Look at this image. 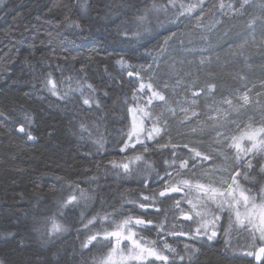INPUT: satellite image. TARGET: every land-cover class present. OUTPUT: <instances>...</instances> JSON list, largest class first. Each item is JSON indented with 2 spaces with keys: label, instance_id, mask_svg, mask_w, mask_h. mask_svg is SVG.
Returning a JSON list of instances; mask_svg holds the SVG:
<instances>
[{
  "label": "trees",
  "instance_id": "obj_1",
  "mask_svg": "<svg viewBox=\"0 0 264 264\" xmlns=\"http://www.w3.org/2000/svg\"><path fill=\"white\" fill-rule=\"evenodd\" d=\"M63 1L66 4L65 13L53 17L48 16L53 9L50 0H28L26 5L20 0H14V4L11 5L14 7L13 14L0 21V68L7 71L12 67V64L25 58H27L28 63L16 66V71L11 70L9 73L4 72L2 74L4 80L0 87V112L3 113L8 104L10 105L13 101L12 98L8 100L5 94L11 88L14 76L22 77L21 75L24 73H19V71H25L28 68L43 69L46 65L31 56L36 52L44 53L46 50H52L57 53L60 51L72 53V57L76 54L81 55L76 59L73 58V62L80 68L90 69L88 71L90 74L99 71L104 66L112 67L113 60L121 53L128 59L126 62L131 64L135 62L132 57L137 51V47H135L132 37L117 36L121 24L116 23V18L110 24H106L104 18L109 11L105 5L101 4L102 0L91 1L89 5L91 13L86 19L79 17L80 0ZM227 1L228 4L232 3L238 7V0H222L223 4ZM175 2L177 5L175 8L168 3V0H136V4L132 5L134 7V30L139 31V38L144 39L137 53L143 51L149 55L140 60V63L155 65L153 56H156L159 49L164 45L155 50L162 37H143L141 35L143 29L152 30L150 36L155 32L167 34V40L174 37L180 38L184 34L196 33L198 36L204 27L214 20L218 12L225 19V22L222 21L217 31L211 35L210 48L205 51L201 49L203 37H189L190 45L178 53V57H176V62L172 68L183 65L187 59L191 60L196 68V71L191 70L193 72L188 75L187 84L182 87L186 90L193 82L197 88L215 83L214 97H232V94L237 93L240 84L239 79L243 75L251 77V80L254 77L261 81L264 80V36L258 37L259 48L251 43L254 30H258L264 35V27L260 22L261 19H264V10H258V13L251 1L243 14L235 11L225 12L219 8L221 0H205L203 12L197 9L190 15L179 16V5L194 3L195 0H175ZM153 3L164 5V9L152 10L149 4ZM97 13L101 14L97 15ZM145 13H147V19L141 23L137 17ZM157 20L163 26L157 25ZM253 20L255 23L250 27L249 24ZM76 24L79 27H76ZM130 31L131 28H127V33ZM60 32L63 37H61ZM107 33H109V37H104ZM227 34L229 37L222 38ZM255 38L257 39V37ZM169 54L171 53L161 55L160 64L162 66H167L169 61L174 60ZM201 57L207 58L209 63L201 65ZM67 60L70 58L66 54H61L56 65L65 67L68 65ZM141 76H143L142 72ZM106 79L111 81L110 78ZM135 81L136 77L127 76V91L124 90V87L122 88V91L125 92V96H123L126 98L125 100L130 101ZM20 86L16 93L10 91L8 94L14 95V99H22L25 90L30 85ZM98 91L107 94L108 88L101 82ZM186 92L188 94L190 91L186 90ZM113 98V96H109L104 99L105 107L109 104L111 109L107 107L101 115L96 116L97 127H90L89 129L91 135L94 136V144L101 153L99 154V163H95L94 159L86 156V151L82 148L73 150V146L69 143L73 129L71 126L69 129L65 128L61 121L56 120L55 117L46 121V125L51 126L50 129L46 130L47 126L45 125L44 129L41 128L45 135L36 133L38 139L34 142L30 141L27 145L19 143L18 139L16 142L13 141L12 135L10 133L4 134L0 127V217L3 218L0 229L22 227L14 240L9 241V239L4 238L5 241L18 244L25 249L16 253L15 257L19 261L24 262L25 259L29 258V260L34 261L31 264H40L39 262L43 258L41 251L46 250L43 245L48 244L49 249L46 251L49 250V262L47 264H75V261H81L82 264H100L110 251L107 240H103L102 236L98 235L97 240L92 241L87 247L83 245L92 234L101 233L102 229L112 230L113 226L110 221L102 223L100 220V217L105 214H113L111 218L117 221L129 213L147 220L151 219L155 223L163 220L165 230L171 231L173 224L178 226V231L180 230L181 221L176 219L178 209L173 206V199L163 200L158 197L154 206L147 209H140L138 205L127 202L147 203L143 201L141 194L151 196L153 192L161 188L162 182L157 178V173L161 177L164 176L167 167L164 162L171 158V150L153 148L152 145L155 142L148 141L150 151L147 153L139 151V144L136 145V150L129 148L121 151L130 130L131 113L126 108V124L124 130L121 127V131H119V141L115 142L114 132L109 128V120L113 119L115 112L120 109L116 105L113 106ZM116 100L119 102L118 99ZM44 108L49 112L51 111L47 106ZM94 108L96 107H88L89 110ZM41 109L38 107L35 111L40 112ZM196 111L199 114L200 122L207 118L205 108L198 106ZM182 117L183 113L179 112L176 119H169L172 142L181 146L189 144L198 147L200 151H208L210 137L191 135L189 131L190 127L196 125L197 117H193L186 124H181L179 119ZM4 119L5 115L0 117V122L5 123ZM259 120L260 118L256 119L254 127L260 126ZM240 127L243 128L244 124L241 123ZM101 137H103V147L96 143V140ZM161 142H167V136L163 137ZM113 145H116L115 152L111 153L110 148ZM43 148H48V150L46 152L39 151ZM138 154H142L146 158L151 168L144 173L133 174L135 175L132 178L134 183L125 185L124 179L113 175L112 166L118 161L121 162L126 155L129 160ZM180 154H187L182 147L177 149V155ZM228 154L231 155L232 153L228 151ZM259 159V157L253 159L254 167L248 173L249 178L241 180L247 188L255 191H260L261 187H264V175L259 172V163H257ZM231 163L229 160L228 165ZM260 163H264V161H260ZM203 170H195V177L189 174L187 178L199 180ZM241 171L243 172V169ZM81 172L83 173L82 176ZM57 175L61 179L69 178L74 182H81L82 189L85 190L89 198H92L90 200H93V203L87 207L80 205V202L69 204L64 217L57 223L63 226L66 231L57 233L51 232V216L56 212L54 209L47 210L44 216V226L39 229L37 236H34L32 225L34 214L31 216L32 209L30 208L32 205H43L39 204L42 198L50 200L56 191H60L59 182L52 179ZM78 176L85 177V180H75L74 178ZM40 178L42 180L38 182ZM77 195L79 196V194ZM20 197H26L28 202L21 204L19 202ZM15 198L18 199L15 201V206L9 208L8 203ZM174 199H179V197H174ZM61 204H57L58 210ZM157 208L159 212L156 211ZM165 216L167 217L166 220ZM93 217H97V219L89 223ZM190 229L192 228L187 230ZM144 231L148 232L145 237L152 234L155 237L153 240L162 245L161 236L157 235L155 227L144 229ZM21 240L24 243H20ZM179 241L174 237L168 241L171 248L175 250L174 252L168 251V255L171 260L176 258V262L179 261L178 264H222L217 259V252L210 254L211 260L205 257L206 253L209 254L208 251L205 252L204 244L207 243L205 238L198 240L201 243H195V248L199 251L194 254L186 250L184 245L179 244ZM33 243L37 244V248L33 247ZM54 243H58L63 250L62 259H59V252L51 248ZM102 245L106 246L103 247ZM213 248L219 251L217 245ZM2 249L3 241H0V254ZM189 255L192 256L194 262L188 261ZM179 256H184L187 260L180 261Z\"/></svg>",
  "mask_w": 264,
  "mask_h": 264
},
{
  "label": "snow or ice",
  "instance_id": "obj_2",
  "mask_svg": "<svg viewBox=\"0 0 264 264\" xmlns=\"http://www.w3.org/2000/svg\"><path fill=\"white\" fill-rule=\"evenodd\" d=\"M168 3L173 7H177L175 0H168ZM251 0H238V7L234 9V5L229 3L227 8L235 10V12L243 14L246 6L250 5ZM179 16L185 14H191L197 9L201 12L205 10V0H195L194 3L187 5H179ZM219 8L222 10L225 8L222 0L219 4ZM164 9V5H157L153 3L152 10L160 11ZM261 9L264 10V2L261 4ZM223 14V13H222ZM199 19V17H197ZM68 19V17H65ZM138 21L143 23L147 19V13L137 17ZM220 23V21H216ZM255 23V20L251 21L249 26L251 27ZM79 27L78 24L75 25ZM150 31V29H145ZM127 34L126 32L124 33ZM136 36L140 35L137 31L134 33ZM167 45V40L164 42ZM166 51L162 46L156 56H153V61L156 62L158 58ZM121 70H127L128 77H136V81L133 84V92L130 101L126 100L127 111L131 113V125L127 134L126 141L123 143L121 151H125L129 148L136 150V145H140L139 151L141 153H147L150 151L148 141H154L153 148L170 149L171 158L164 163L167 165L165 168L164 176L161 177L157 173V178L162 182V186L158 191L152 193L151 196L142 195L143 201L147 203H140L137 201H127L131 204H136L140 209H147L154 206L157 198L173 199V206L178 209L176 219L181 217L185 221H192L195 225L194 230H184L183 225H179L180 230H177V225L171 226V231L165 230L164 221L157 222L154 226L157 229V235L166 237L171 236H186L192 240H199L202 238L208 241L213 240L218 232L217 226L220 221V215L225 210L229 212L228 229L225 230V234H228V230L235 227L238 230H243L249 233L252 237V244L249 246L252 250L243 253L245 256H251L256 261L264 264V212L258 217V222L252 219L249 213V208L256 207V196L250 194V190L242 187L239 178L247 180L248 173L253 169V159L259 157V172L264 175V103L261 100H253L250 98L248 91H244L240 94H232V98L224 97L216 104L215 107L210 108V114L207 116L208 122H200L199 114L196 111L195 106L198 104V98L201 93L205 97L211 96L216 89L215 83H209L204 87H199L193 84L189 85L186 89L191 92L192 99L185 98L183 101L173 100V98L166 96L165 91L171 87L172 92L175 93V88L183 84V80L177 79L175 85H169L167 82L158 83L155 81L154 76L149 73L147 77L141 76V72L148 73L152 68V64L133 66L128 64L123 59L117 61ZM201 65L209 63L207 58H201ZM158 66V65H157ZM211 75V73H209ZM45 87L53 95L60 96V99H68V94L65 92L61 95L57 91L56 82L51 78V73L48 74V78L45 80ZM88 92L85 93L83 89L80 91L81 103L89 108L95 106L99 108L101 101L95 95L96 89L91 84L86 85ZM264 88V84H262ZM106 95V93H105ZM257 96L261 93L257 92ZM236 103H233V100ZM173 102L177 105L173 107ZM187 105V107H185ZM226 105V107H224ZM257 109L260 113V126L254 127L256 119L253 116H248L247 121H241L239 119H229L233 113L240 114L241 109H247L250 106ZM177 109L183 113V117L179 119L181 124L192 120L193 117H197L196 126L190 127V132L193 134L204 135L206 129H211L212 144L216 147L212 148L209 145L211 151H200L196 146H190L189 144L178 145L172 142L169 128V119L177 118ZM4 116V113L0 112V117ZM21 121L18 125L17 132L23 134L27 140L34 141L37 139L33 135L32 127L35 122L33 114L29 112L22 113ZM148 122L149 126H145V122ZM241 123L244 127L241 128ZM231 124L234 127L229 128ZM81 130L84 131L85 126L81 124ZM167 136V142L162 143L163 137ZM247 141V145L244 142ZM96 143L103 147V137L96 140ZM183 148L186 150L185 154L177 155V149ZM228 150L232 154L229 155ZM222 159L223 164L218 163ZM231 160V165H228V161ZM137 161H144V165L151 168V165L144 159L142 154L131 157L127 162L121 163L120 168L123 169L125 174H131L129 165ZM211 162V163H208ZM206 169L202 175L207 177H215L217 172L221 173L215 180L209 179L207 183H201L198 179L187 178L189 174L195 177V170ZM243 169V172L241 171ZM154 170V169H153ZM226 174V175H224ZM218 185V187L216 186ZM72 191L64 199L61 206L65 207L73 202L78 203L79 200L88 199L84 189L79 188V185L72 186ZM261 200L260 208L264 210V187H261ZM79 194V200L78 195ZM172 194L180 195V199H174ZM189 205L188 209L181 207V202ZM215 206V211L210 207ZM243 209V211H241ZM159 212V209H156ZM113 214H105L100 217L101 222L110 221L113 226L112 230L102 229L101 233H95L89 236L88 240L84 243V247H87L92 241L97 240L98 235H102L103 240H107L109 245H112V241H115V246L111 247L106 259L101 264H114L112 253L118 251V246L122 241H129L127 256H124L122 251L120 253L119 264H124V261L144 262L149 258H154L155 261H160L161 264H169L170 256L164 254V250L174 252L175 250L167 243L166 239L162 240V247L157 248L156 242L146 241L141 243L142 238H137L136 228H144L153 224L151 219L145 220L142 217L133 216L128 214L123 219L117 221L112 219ZM97 217H93L89 223H92ZM167 217L165 216V220ZM66 231L63 226L52 221V233ZM258 232L257 236L255 233ZM260 241L257 246L256 240ZM185 249L194 254L199 249L194 246L185 244ZM180 261H184V256H179ZM190 262L192 256L187 257ZM0 264H6L4 260H0ZM171 264H176V258L171 260Z\"/></svg>",
  "mask_w": 264,
  "mask_h": 264
},
{
  "label": "bare ground",
  "instance_id": "obj_3",
  "mask_svg": "<svg viewBox=\"0 0 264 264\" xmlns=\"http://www.w3.org/2000/svg\"><path fill=\"white\" fill-rule=\"evenodd\" d=\"M21 3L26 5L28 0H20ZM30 1V0H29ZM92 0H80L79 2V17L81 19H86L90 16V9L89 5ZM153 1V0H150ZM52 2L53 9L50 11L48 16L57 17L59 14H63L66 11V4L63 0H50ZM261 2H264V0H261ZM100 3V2H99ZM14 4V0H0V21L4 20L7 16H10L14 12V7L11 6ZM102 5H105L108 8V14H106L104 21L106 24H110L111 21L116 18V23H120L121 27L120 31L118 32V37H132L133 43L135 47H137V51L133 54V59L135 62H132L134 66L143 65L140 63V60L145 59L148 57L147 52H138V50L141 48L144 39L139 38L140 36H136L134 33L136 30H134L135 20H134V10L132 5L136 4V0H102ZM130 4V5H126ZM153 4H149V7H152ZM100 15L101 13H97V15ZM223 22H225V19H222ZM97 22V20H95ZM55 24V22H54ZM156 24L159 26H163L160 21H156ZM211 22L208 23L202 32L196 36V33L190 35V34H184L180 38H172L171 40H167V34H162L160 32H155L152 36H150L152 30L145 31L143 29L141 31V35L143 37H162L160 38L156 48H160L165 40H167V45H163L166 49L164 53H171L169 54L171 58H173V61H169L167 66H162L160 64L161 56L158 58L156 62L153 61L155 65H152V68L149 69L148 73L142 72L143 76L146 78L149 73H151L155 81L158 83L167 82L170 86L175 85L177 79L183 80V82L186 81L188 75H190L193 71H196V68L193 66V63L191 60L187 59L185 63L178 68H176V71L174 73V76H172V73L169 71L171 70L172 66L176 62V57H178V53H180L183 49L188 47L190 45V39L189 37H207V27L210 26ZM127 28H131V31L127 33ZM87 29V28H86ZM90 29V28H89ZM109 32V29H108ZM127 33L126 35L124 33ZM110 33V32H109ZM109 33L105 34L104 37H109ZM61 35V32H60ZM41 36V35H40ZM263 33L254 30L253 37H263ZM61 37H63L61 35ZM61 54H66L67 57L70 58V60H67V64L65 67L56 65V61L58 57ZM33 58H37L38 62H42L46 64L43 69H35V68H28L25 69V71H19V73H24L21 75L22 77L14 76V79L12 80V85L9 90L6 92V96L8 97V100L12 98V102L5 108V111L3 112L5 115V123L0 122V127L3 129L2 132L10 133L12 135L13 141H17L21 144H29L30 141L27 140V138L23 134H19L17 132L18 125L21 121L22 113L29 112L33 114L35 118V122L32 127L33 135L37 137L36 133H40L41 135H45L44 131V125H46V121L50 120L51 118L55 117L56 120L61 121V124L65 128H71L73 129L71 133V137L69 139V143L73 146V150L75 149H83L86 151L85 155L89 158H92L95 160V163L100 162V151L94 144V136L91 135L89 132L90 127H97V124L95 123V117L99 116L105 111V109L108 107L110 108V105L108 104L107 107H105L104 99L109 96H113V106L116 105L119 107L120 110L115 112V116L113 119L109 120V128L114 132V138L115 142L119 141V131H121V127H123L126 124L125 121V110L127 108V105L125 104V99L123 96H125V92L122 91V88L124 87V90L127 91V70H121L120 65L117 63V61L123 59L124 61L128 60L126 56L121 53L119 54L114 60L112 67L108 68L107 66H104L99 71L94 72L93 74H90L88 71L90 69L87 68H80L78 67L74 62L73 58L76 59L80 57L81 55H74L72 57V53L69 52H55L52 50H46L44 53L36 52V54L31 55ZM138 60V62H136ZM128 64H131L127 61ZM28 64L27 58L23 59L22 61H18L15 64H12V67L9 68L7 71L0 68V87L3 85V73H9V71L14 70L16 71V66ZM131 64V65H132ZM158 65V66H157ZM191 70H193L191 72ZM51 73V78L56 82L57 91L63 95L65 92L68 94V99H60V96L53 95L48 89L45 87V80L48 78V74ZM106 78H110L111 81H108ZM103 82L107 88L108 93L105 95L102 92L98 91L99 83ZM87 84L93 85V87L96 89L95 95L97 98L101 101V105L99 108H94L92 110L88 109V106H85L81 103L80 99V91L78 89H83L85 93L88 92V89L86 87ZM20 85H30L27 90H25V94L22 97V99H14V95L8 94L10 91L17 92ZM121 88V90H120ZM1 92V91H0ZM165 95L169 96L174 99V94L172 92L171 87L165 91ZM188 98H192L191 92L186 94ZM118 99L119 102L116 100ZM200 102H203L205 100V96L202 93L200 98H198ZM7 101V100H5ZM110 103V100H109ZM47 106L51 111H47L44 107ZM38 107H41L40 112H36L35 109ZM111 109V108H110ZM260 118V117H258ZM69 119V120H68ZM81 124L85 126L84 131L81 130ZM42 128V129H41ZM51 126H47L46 130L50 129ZM48 136H50V133H48ZM36 139V140H37ZM34 142V141H33ZM116 145H113L110 148V152H115ZM209 149V147H208ZM48 148L40 149L39 151L46 152ZM55 154V153H54ZM145 158V157H144ZM146 159V158H145ZM128 157L127 155L123 158V160L116 162L112 166V173L114 176L124 179L123 183L125 185L130 184L133 182L132 178H134L135 175L133 174H125L123 169L121 170L118 165L121 163L127 162ZM120 162V163H119ZM81 176L83 173H80ZM81 176H78L74 178L75 180H85L84 178H81ZM86 176V175H85ZM52 179H54L56 182H59L60 184V191H56L50 200H44L41 199V203L43 204L41 206L39 205H32L30 209H32L31 216L34 214L32 221H33V233L34 236H37L39 229H41L42 226H44V216L45 212L49 209H54L55 214H52L51 219L52 221H55L58 223L61 218L64 217V214L66 213V210L68 208V205L65 207L59 206V210L57 209V204L62 203L64 199L68 196L69 192L72 191V186L79 185V188H82V183L77 181L74 182L71 179H61L60 176H55ZM42 178L38 179V182L41 181ZM134 183V182H133ZM89 197V196H88ZM1 199V197H0ZM83 199L79 200L81 203L80 205L87 207L89 204L93 203V200ZM18 200L15 198V200L8 203L9 208H13L15 206V201ZM19 202L25 203L28 202L26 197H20ZM2 221L3 218L0 217V228H2ZM19 229H22V227H13V228H3L0 229V241H3V249L0 254V260H4L6 264H31L34 261L29 260V258L25 259L24 262L19 261L15 255L19 251H24L25 249L18 245L10 243L9 241L14 240L18 236ZM4 238L9 239V241H5ZM47 241V239H45ZM24 243V241H20V243ZM58 243H54L52 245V249H55L59 252V259H62L64 256L63 250L59 247ZM103 247L106 245H102ZM33 247L37 248V244L33 243ZM43 247L47 250L49 249L48 244H44ZM42 250L43 258L40 264H47L49 262V250ZM217 259L221 261L220 254L217 253ZM36 263V261H35ZM75 264H82L81 261H75Z\"/></svg>",
  "mask_w": 264,
  "mask_h": 264
},
{
  "label": "rangeland",
  "instance_id": "obj_4",
  "mask_svg": "<svg viewBox=\"0 0 264 264\" xmlns=\"http://www.w3.org/2000/svg\"><path fill=\"white\" fill-rule=\"evenodd\" d=\"M251 1L253 2V6L255 7V10H257V12L259 13L258 10H261V4H262L261 0H251ZM224 5H225V8L222 9V10L225 11V12H232V11H235L234 9L237 7V5H234V9L230 11V10L227 8L228 1H227L226 3H224ZM222 19H223V18H222V16H221V14H219V13L217 12V14H216L214 20L211 22L210 26L207 27V33H208V34H207V37H203V40L201 41V49H202L203 51L208 50V49L210 48V47H209V43H210V41H211V35L217 31V28L220 26V23L222 22ZM216 21H220V23H216ZM260 22H261V24H263V27H264V19H261ZM253 30H254V29H253ZM252 36H253V34H252ZM225 37H229V34L225 35V36L222 37V38H225ZM246 41L249 42L248 39H246ZM251 43H252L256 48H259V46H260V45H259L258 37H257V39H256L255 37H253V40L251 41ZM201 58H202V57H201ZM175 71H176V67H173L169 72L172 73V76H174ZM239 82H240V84H239V86H238V89H237V93H236V94H240V93H243L244 91H248L249 96H250L251 99H253V100H261L262 103H264V88H262V84H264V80L261 81V80H258V79L255 78V77L253 78V80H251V77L246 76V75H243L242 77H240ZM186 84H187V81L183 82V84H182L181 86L175 88V93H173V94H174V96H173V97H174V99H173L174 101H175V100L183 101L185 98H187V99H189V100L192 99V98H188V97H187V95H186L187 92H186V90L182 87V86H184V85H186ZM224 90H225V89L223 88V91H224ZM257 92H260L261 95H260V96H257V95H256ZM222 98H224V97H214L213 94H212L211 96H207V97H205V100H204L203 102H200V100L198 99V104L195 106V108L198 107V106H199V107H203V108H205V110H206V112H207V116H208V115L210 114V108L216 106V104H215L214 102H218V101H220ZM229 98H232V97H229ZM233 103H236V100H235V99L233 100ZM176 106H177V105L173 102V107H176ZM185 107H187V105H185ZM224 107H226V105H225ZM178 113H179V110L177 109V114H178ZM248 116H253V117H255V119H257L258 117H260V113H259V111H258L257 109L251 107V105H250V106H248L247 109H241L239 115H237L236 113H233L232 116H231L229 119H239V120H241V121H245V122H246ZM202 122H208V123H211L210 121H207V118H206L204 121H202ZM145 126H146V127L149 126V124H148L147 121L145 122ZM195 126H196V125H195ZM195 126H193V127H195ZM228 127H229V128H233L234 126L231 125V124H229ZM256 127H259V126H256ZM189 131H190V130H189ZM190 134H191V135L201 136V135H198V134H193V133H191V132H190ZM213 135H214V133H211V129H206V130H205V134L202 135V136H208V137H210V144L212 145V148H215L216 145H215V144H212V136H213ZM208 141H209V139H208ZM244 145H245V146L247 145V141L244 142ZM208 151H211V149L209 148ZM225 151H228V150H225ZM144 159H145V158H144ZM145 160H146V159H145ZM208 163H211V162H208ZM218 163L223 164L222 159H221L220 161H218ZM228 163H229V161H228ZM118 167H119V165H118ZM129 167H130V169H131V174H136V173H139V172L144 173V172L150 170V168H148V167H146V166L144 165V161H137V162L131 163V164L129 165ZM119 168H120V167H119ZM120 169H121V168H120ZM121 170H122V169H121ZM205 170H206V169H204L203 172H204ZM203 172H202V173H203ZM220 175H221V173H219V172H217V174H216L215 177H207V176H204V175L201 174L199 180H200L201 183H207L209 179L215 180L216 177H218V176H220ZM224 175H226V174H224ZM238 179L240 180V183H241L242 187H244V188H246V189H249V188H247V187L241 182V178L238 177ZM216 186L218 187V185H216ZM249 190H250V194H254V195L256 196V201H255V203H256V207H255V208H251V207H250L249 210H250V209H259L260 206H259L258 204H261V201H258V199L261 198V192H260V191H255V190H252V189H249ZM91 199H92V198H91ZM179 199H180V198H179ZM78 200H79V196H78ZM257 203H258V204H257ZM181 207H183V208H185V210H187L188 207H189V205L185 204V203L182 201V202H181ZM210 207L212 208L213 211H215V206H214V205H211V204H210ZM260 209H261V208H260ZM242 210H243V209H242ZM178 211H179V210H178ZM217 214H219V213H217ZM190 223H191V224H190ZM155 224H156V223H155ZM180 224L183 225V229H184V230H186V229H188V228H192V229L195 228V225L193 224L192 221H191V222H181ZM134 231L137 232V238H142V239H141V243H144V242H146V241H154V242H156V246H157L158 249H160V248L162 247V245H161L160 243L158 244V242H157L156 240H153V238H155L154 235L150 234V235H147V236L145 237V234L148 233V232H147V231H144L143 228H139V227H138V228L134 229ZM166 231H167V230H166ZM101 236H102V235H101ZM161 237H162V236H161ZM171 237H173V236H171V235H167V236H166V238H171ZM107 244H109L108 241H107ZM127 245H129V241H127V240L122 241L121 244L118 246V251L115 252V253H112V258H113L114 264H119V261H120V253H121V251H122V253H123L124 256H127V254H128V248L126 247ZM112 246H115V241H114V240L112 241V245H110V251H111V247H112ZM110 251H109V252H110ZM108 254H109V253H108ZM108 254H107V256H108ZM165 254L168 255V252L165 253ZM107 256H106L104 259H106ZM104 259H103V260H104ZM103 260H102V261H103ZM102 261H101V262H102ZM101 262H100V264H101ZM124 264H140V262L124 261ZM144 264H161V262H160V261H155L154 258H149V260L146 261V262H144ZM169 264H171V259H170Z\"/></svg>",
  "mask_w": 264,
  "mask_h": 264
},
{
  "label": "flooded vegetation",
  "instance_id": "obj_5",
  "mask_svg": "<svg viewBox=\"0 0 264 264\" xmlns=\"http://www.w3.org/2000/svg\"><path fill=\"white\" fill-rule=\"evenodd\" d=\"M242 180V178H241ZM258 201L262 200L261 198L258 199ZM258 204V203H257ZM259 206L261 204H258ZM241 211H243L241 209ZM264 212L262 209H250L249 213L252 216V219L254 221L258 222V217L261 215V213ZM220 215V221L217 226V236L207 243L204 244V248H206L205 252H209L205 254V257H207L209 260L210 254H213L214 252H217L221 256V263L222 264H261V262L256 261L251 256H245L243 255L244 252L252 250L249 246L252 244V237L249 235L248 232L243 230H238L235 227L228 230V234H225V230L228 229V218H229V212L227 210L219 213ZM257 236L259 235L258 232L255 233ZM177 238V237H176ZM175 238V239H176ZM166 239L167 243L171 238L161 237V240ZM177 240H180L178 243L181 245H191L196 246L195 243H201L198 240H192L186 236L180 237ZM178 244V245H179ZM257 246L260 244V241L256 240ZM215 245L219 247V251H217L215 248H213ZM168 250H164V254L167 253ZM187 260V259H185ZM191 263L194 262V259H191ZM179 261L176 262L178 264Z\"/></svg>",
  "mask_w": 264,
  "mask_h": 264
},
{
  "label": "water",
  "instance_id": "obj_6",
  "mask_svg": "<svg viewBox=\"0 0 264 264\" xmlns=\"http://www.w3.org/2000/svg\"><path fill=\"white\" fill-rule=\"evenodd\" d=\"M173 195V197L174 196H180V195H177V194H172ZM161 199H168V198H161ZM137 217H139V216H137ZM143 218V217H142ZM143 219H145V218H143ZM145 220H147V219H145ZM179 220H181V221H185V220H183V218L181 217ZM186 222H189V221H186ZM155 222H153V224L152 225H149V226H147V227H145V228H148V229H153L155 226ZM175 237H177V238H180V237H183V236H175Z\"/></svg>",
  "mask_w": 264,
  "mask_h": 264
}]
</instances>
